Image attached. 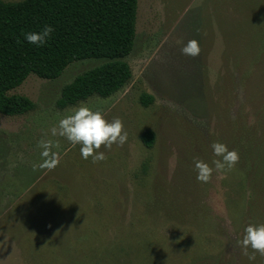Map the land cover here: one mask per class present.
<instances>
[{"label": "rangeland", "instance_id": "obj_1", "mask_svg": "<svg viewBox=\"0 0 264 264\" xmlns=\"http://www.w3.org/2000/svg\"><path fill=\"white\" fill-rule=\"evenodd\" d=\"M251 3L138 0L132 80L108 99L82 102L127 132L123 146H101L103 161L82 159L79 145L50 133L82 104L59 110L62 88L100 60L75 62L56 80L30 75L10 92L36 109L0 114V264H205L221 252L241 264L246 177L236 164L198 182L193 161L212 166L211 144L224 143L247 104L233 61L245 54L237 31ZM189 40L196 57L181 54ZM144 94L154 98L148 107ZM149 132L152 148L143 143ZM42 139L57 145L51 170L39 167Z\"/></svg>", "mask_w": 264, "mask_h": 264}, {"label": "trees", "instance_id": "obj_2", "mask_svg": "<svg viewBox=\"0 0 264 264\" xmlns=\"http://www.w3.org/2000/svg\"><path fill=\"white\" fill-rule=\"evenodd\" d=\"M251 1L250 14L237 31L245 54L233 61L247 104L238 108L230 134L223 138V144L238 153L236 164L246 177L242 236L247 225L264 224V1ZM137 12L138 0H0V114L18 117L36 109L30 98L10 94L30 75L56 80L71 64L90 59L102 64L65 85L56 107L64 110L95 96L108 99L117 94L133 78L127 58L136 41ZM45 24L54 29L46 45L24 41L23 33L38 32ZM241 61L247 62V72H242ZM153 101L148 94L141 97L145 107ZM143 143L152 148L155 134H145ZM239 252L241 264H249ZM227 255L208 257L205 264H232L234 255L231 260ZM253 264H264V256L257 254Z\"/></svg>", "mask_w": 264, "mask_h": 264}, {"label": "clouds", "instance_id": "obj_3", "mask_svg": "<svg viewBox=\"0 0 264 264\" xmlns=\"http://www.w3.org/2000/svg\"><path fill=\"white\" fill-rule=\"evenodd\" d=\"M54 29L45 24L38 32L23 33L24 41L36 47L46 45L51 38ZM181 54L196 57L199 54L198 42L189 40L181 48ZM52 136H59L68 141L72 146L79 145L81 158L96 163L105 159L104 149H110L113 144L123 146L127 141V132L123 131L122 121L117 117L107 121L100 110H92L85 104L74 108L70 114L59 119L58 124L50 129ZM37 147L41 149L42 169H53L59 163L57 153L52 151L57 145L51 140L38 142ZM211 165L203 160H194L193 167L198 182L206 183L210 179L213 170L223 172L231 170L238 162L239 156L235 150H229L226 145L219 142L211 144ZM237 247L243 255L247 256L249 264H253L256 255L264 256V224H249L243 229L242 238L236 241Z\"/></svg>", "mask_w": 264, "mask_h": 264}]
</instances>
